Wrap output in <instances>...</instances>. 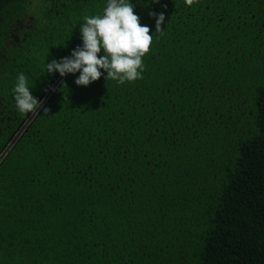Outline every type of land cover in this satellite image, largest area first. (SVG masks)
I'll return each instance as SVG.
<instances>
[{
    "label": "trees",
    "instance_id": "obj_1",
    "mask_svg": "<svg viewBox=\"0 0 264 264\" xmlns=\"http://www.w3.org/2000/svg\"><path fill=\"white\" fill-rule=\"evenodd\" d=\"M130 2L142 78L77 86L45 63L107 0H0V264H264V0Z\"/></svg>",
    "mask_w": 264,
    "mask_h": 264
},
{
    "label": "clouds",
    "instance_id": "obj_2",
    "mask_svg": "<svg viewBox=\"0 0 264 264\" xmlns=\"http://www.w3.org/2000/svg\"><path fill=\"white\" fill-rule=\"evenodd\" d=\"M191 5L194 0H185ZM163 13L155 16V32H160ZM79 24L81 44L68 56L45 63V72L60 77L76 74L74 83L87 86L102 75L118 84L142 78V58L149 51L153 34L149 27L139 23L130 0H107L102 15L83 17ZM99 54V55H98ZM32 86L24 73H19L12 88L15 109L21 114L39 111L43 100L31 94ZM44 112L47 111L45 108Z\"/></svg>",
    "mask_w": 264,
    "mask_h": 264
},
{
    "label": "flooded vegetation",
    "instance_id": "obj_3",
    "mask_svg": "<svg viewBox=\"0 0 264 264\" xmlns=\"http://www.w3.org/2000/svg\"><path fill=\"white\" fill-rule=\"evenodd\" d=\"M27 29H28V22L27 23H23L21 21H18V22H16V24L10 25L8 27V31H7V34H8L7 39H8V41L11 39L12 40L11 42H14L15 44H18L19 42L23 41ZM31 113H28V115H31Z\"/></svg>",
    "mask_w": 264,
    "mask_h": 264
},
{
    "label": "rangeland",
    "instance_id": "obj_4",
    "mask_svg": "<svg viewBox=\"0 0 264 264\" xmlns=\"http://www.w3.org/2000/svg\"><path fill=\"white\" fill-rule=\"evenodd\" d=\"M35 1L39 2V0H31V2H34V3H35ZM36 7H37V10H38V4H37ZM36 7H33L32 4H31V7L28 8V10H27V12L25 14V18H24L25 22H28L29 18L31 19V17L34 15L35 11H37V10H35ZM35 14H38V11ZM7 44H10V42L7 41Z\"/></svg>",
    "mask_w": 264,
    "mask_h": 264
},
{
    "label": "water",
    "instance_id": "obj_5",
    "mask_svg": "<svg viewBox=\"0 0 264 264\" xmlns=\"http://www.w3.org/2000/svg\"><path fill=\"white\" fill-rule=\"evenodd\" d=\"M10 141H11V140H10ZM10 141H9V142H10Z\"/></svg>",
    "mask_w": 264,
    "mask_h": 264
}]
</instances>
